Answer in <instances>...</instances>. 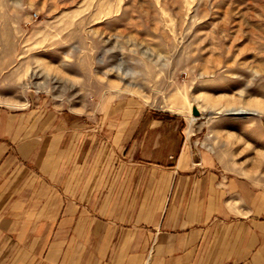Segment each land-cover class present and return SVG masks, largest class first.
I'll return each mask as SVG.
<instances>
[{
	"label": "crops",
	"instance_id": "obj_1",
	"mask_svg": "<svg viewBox=\"0 0 264 264\" xmlns=\"http://www.w3.org/2000/svg\"><path fill=\"white\" fill-rule=\"evenodd\" d=\"M182 122L0 106V264H264V119L240 163Z\"/></svg>",
	"mask_w": 264,
	"mask_h": 264
},
{
	"label": "rangeland",
	"instance_id": "obj_2",
	"mask_svg": "<svg viewBox=\"0 0 264 264\" xmlns=\"http://www.w3.org/2000/svg\"><path fill=\"white\" fill-rule=\"evenodd\" d=\"M124 96L240 163L264 119V0H0V106L95 116Z\"/></svg>",
	"mask_w": 264,
	"mask_h": 264
},
{
	"label": "water",
	"instance_id": "obj_3",
	"mask_svg": "<svg viewBox=\"0 0 264 264\" xmlns=\"http://www.w3.org/2000/svg\"><path fill=\"white\" fill-rule=\"evenodd\" d=\"M193 112H194L195 114H198V113H199V110H198V108H197V107H195V108H194V110H193ZM236 112H237V111H236ZM236 112H235V113H236ZM237 113H240V112H237Z\"/></svg>",
	"mask_w": 264,
	"mask_h": 264
},
{
	"label": "bare ground",
	"instance_id": "obj_4",
	"mask_svg": "<svg viewBox=\"0 0 264 264\" xmlns=\"http://www.w3.org/2000/svg\"><path fill=\"white\" fill-rule=\"evenodd\" d=\"M244 110V109H243Z\"/></svg>",
	"mask_w": 264,
	"mask_h": 264
}]
</instances>
